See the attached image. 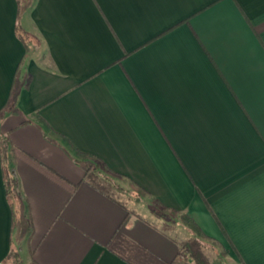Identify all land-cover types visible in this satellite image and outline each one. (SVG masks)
Instances as JSON below:
<instances>
[{
    "label": "crops",
    "instance_id": "crops-1",
    "mask_svg": "<svg viewBox=\"0 0 264 264\" xmlns=\"http://www.w3.org/2000/svg\"><path fill=\"white\" fill-rule=\"evenodd\" d=\"M0 110L23 264H264V0H0Z\"/></svg>",
    "mask_w": 264,
    "mask_h": 264
},
{
    "label": "trees",
    "instance_id": "trees-1",
    "mask_svg": "<svg viewBox=\"0 0 264 264\" xmlns=\"http://www.w3.org/2000/svg\"><path fill=\"white\" fill-rule=\"evenodd\" d=\"M16 32L18 36L25 42L26 35L17 25ZM2 112L0 110V117ZM1 148V165L4 186L6 189L7 201L11 209V236L10 248L4 258L2 264H23L20 250L24 238L31 230V222L26 215V204L21 193L18 190V180L15 171L10 165L8 155L9 146L7 138H0ZM84 181L95 187L96 189L106 193L114 184L107 176L99 175L95 167L87 166ZM135 198L138 199L137 194ZM159 213L169 215L171 212L165 208H156ZM182 222L192 231L198 232L196 224L186 214L181 215ZM179 255L186 263L187 258H191L194 264H209V258L206 253V245L196 237H190L180 242ZM187 264V263H186Z\"/></svg>",
    "mask_w": 264,
    "mask_h": 264
},
{
    "label": "rangeland",
    "instance_id": "rangeland-1",
    "mask_svg": "<svg viewBox=\"0 0 264 264\" xmlns=\"http://www.w3.org/2000/svg\"><path fill=\"white\" fill-rule=\"evenodd\" d=\"M211 247V246H210ZM209 247V248H210ZM212 248V247H211ZM192 259L191 258H187V260H186V262H188L187 264H192V263H190V262H193V260L191 261ZM178 263V262H177ZM179 264H186L185 262H184V260L181 258V256H180V261H179Z\"/></svg>",
    "mask_w": 264,
    "mask_h": 264
}]
</instances>
